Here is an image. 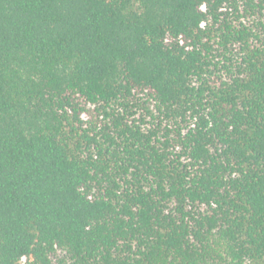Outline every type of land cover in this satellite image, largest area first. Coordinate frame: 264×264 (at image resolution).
Wrapping results in <instances>:
<instances>
[{
	"label": "trees",
	"instance_id": "1",
	"mask_svg": "<svg viewBox=\"0 0 264 264\" xmlns=\"http://www.w3.org/2000/svg\"><path fill=\"white\" fill-rule=\"evenodd\" d=\"M0 264H264V0H0Z\"/></svg>",
	"mask_w": 264,
	"mask_h": 264
}]
</instances>
